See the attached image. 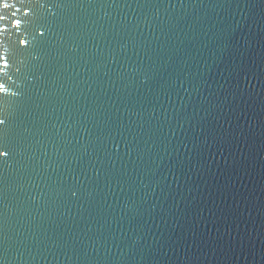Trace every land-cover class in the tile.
<instances>
[{
	"label": "water",
	"instance_id": "obj_1",
	"mask_svg": "<svg viewBox=\"0 0 264 264\" xmlns=\"http://www.w3.org/2000/svg\"><path fill=\"white\" fill-rule=\"evenodd\" d=\"M9 3L0 264H264V0Z\"/></svg>",
	"mask_w": 264,
	"mask_h": 264
},
{
	"label": "snow or ice",
	"instance_id": "obj_2",
	"mask_svg": "<svg viewBox=\"0 0 264 264\" xmlns=\"http://www.w3.org/2000/svg\"><path fill=\"white\" fill-rule=\"evenodd\" d=\"M13 2H15V0H13ZM11 6H12V4L9 3V0H0V11H2V9H4V8H9ZM13 16H15V14ZM3 19H5V17H3V15H0V21H2ZM12 21H13V27L16 29H19L20 26L23 24V21L21 19L16 18ZM20 43L22 45H26L27 41L22 40V41H20ZM9 62H10L9 58L7 56L0 55V71H3L4 66L9 64ZM0 123H2V122H0ZM6 155H7V152L0 149V156H6Z\"/></svg>",
	"mask_w": 264,
	"mask_h": 264
}]
</instances>
